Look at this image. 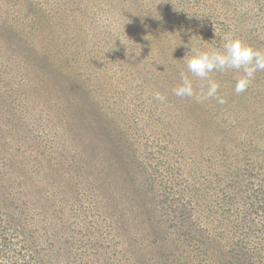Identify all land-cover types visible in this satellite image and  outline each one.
<instances>
[{
    "label": "trees",
    "instance_id": "16d2710c",
    "mask_svg": "<svg viewBox=\"0 0 264 264\" xmlns=\"http://www.w3.org/2000/svg\"><path fill=\"white\" fill-rule=\"evenodd\" d=\"M225 35L264 0H0V264H264V71L173 94Z\"/></svg>",
    "mask_w": 264,
    "mask_h": 264
},
{
    "label": "clouds",
    "instance_id": "9594fccd",
    "mask_svg": "<svg viewBox=\"0 0 264 264\" xmlns=\"http://www.w3.org/2000/svg\"><path fill=\"white\" fill-rule=\"evenodd\" d=\"M187 69L194 76L208 81L206 91L197 94L192 81L182 76V84L173 89L175 96L194 97L197 101L215 99L217 103L223 104L224 98L218 95L220 85L210 78V74L214 71L242 70L243 75L236 81L234 91L236 94L244 93L255 79V74L264 71V51L253 48L240 38L225 35L222 51L193 50L192 57L187 61ZM153 98L161 102L166 99L159 92H155Z\"/></svg>",
    "mask_w": 264,
    "mask_h": 264
}]
</instances>
